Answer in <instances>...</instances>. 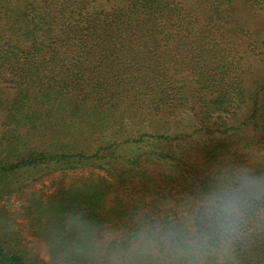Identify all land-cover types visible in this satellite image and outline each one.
<instances>
[{
  "label": "trees",
  "instance_id": "1",
  "mask_svg": "<svg viewBox=\"0 0 264 264\" xmlns=\"http://www.w3.org/2000/svg\"><path fill=\"white\" fill-rule=\"evenodd\" d=\"M228 2L0 0V264H39L16 214L51 264H90L67 258L71 210L118 237L178 218L221 170L264 172V74L243 67L264 39L230 48Z\"/></svg>",
  "mask_w": 264,
  "mask_h": 264
},
{
  "label": "clouds",
  "instance_id": "2",
  "mask_svg": "<svg viewBox=\"0 0 264 264\" xmlns=\"http://www.w3.org/2000/svg\"><path fill=\"white\" fill-rule=\"evenodd\" d=\"M68 259L90 264H244L264 242V172L221 170L178 218L146 221L120 236L69 213Z\"/></svg>",
  "mask_w": 264,
  "mask_h": 264
},
{
  "label": "rangeland",
  "instance_id": "3",
  "mask_svg": "<svg viewBox=\"0 0 264 264\" xmlns=\"http://www.w3.org/2000/svg\"><path fill=\"white\" fill-rule=\"evenodd\" d=\"M227 3L228 0H222ZM230 19L232 21V17L234 18L235 23H227V27L229 29L228 38L230 41V48L237 49L241 53L246 50V42L247 38L241 40L242 34L239 31H250L257 34L258 39H264V12H255L250 9L249 6L245 5L244 0H230ZM236 26V27H235ZM235 27V28H234ZM234 28V29H233ZM260 57L254 55L253 53L247 52L246 55H244L243 61H244V68L249 67V70L254 74V76L257 77V73L261 72V74H264V61H260ZM246 71V70H245ZM248 71V70H247ZM251 82V80H250ZM253 84V82L251 83ZM1 94V93H0ZM1 102V101H0ZM1 109V107H0ZM80 173L76 172L75 174L67 173L65 178V182H69L68 180L72 179L73 177L79 178ZM53 178H59L58 174H53L44 177L40 180L39 183L36 184V188L42 190L45 193H50L53 190V184L51 180ZM14 198V197H13ZM12 198V201L15 199ZM4 202V201H3ZM118 205H122L125 208L129 207L130 202L127 200L122 199L117 203ZM8 209H14L8 207ZM126 214L130 216L132 214L131 211H127ZM133 215V214H132ZM128 216L122 217L123 220L127 221L128 223H131ZM20 214H16V225L17 230H19V233L23 237V243L31 249L34 253L37 254L39 264H51V261H48L49 258L47 257L46 253L44 252L43 243L41 241L36 240L31 233L27 230L25 227V224L23 220L21 219ZM135 222H139L137 219H135ZM141 225V223H140ZM43 260V261H42Z\"/></svg>",
  "mask_w": 264,
  "mask_h": 264
}]
</instances>
